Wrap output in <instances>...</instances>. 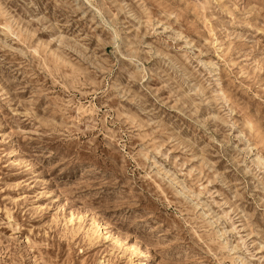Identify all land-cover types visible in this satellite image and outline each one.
Returning <instances> with one entry per match:
<instances>
[{
    "label": "rangeland",
    "instance_id": "1",
    "mask_svg": "<svg viewBox=\"0 0 264 264\" xmlns=\"http://www.w3.org/2000/svg\"><path fill=\"white\" fill-rule=\"evenodd\" d=\"M139 261L264 264V0H0V264Z\"/></svg>",
    "mask_w": 264,
    "mask_h": 264
},
{
    "label": "bare ground",
    "instance_id": "2",
    "mask_svg": "<svg viewBox=\"0 0 264 264\" xmlns=\"http://www.w3.org/2000/svg\"><path fill=\"white\" fill-rule=\"evenodd\" d=\"M105 233H106V232H105ZM107 234H108V233H107ZM107 234H106V235H107ZM108 237H109V236H108ZM132 247H133V246H132ZM135 247H136V246H135ZM135 247H134L132 250H134V251H135V250H136V248H135ZM138 264H147V262H146V261H139V263H138Z\"/></svg>",
    "mask_w": 264,
    "mask_h": 264
}]
</instances>
